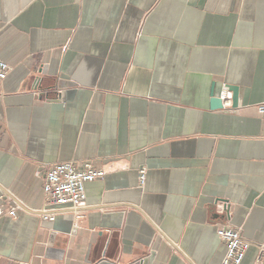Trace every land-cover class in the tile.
<instances>
[{
  "label": "crops",
  "instance_id": "1",
  "mask_svg": "<svg viewBox=\"0 0 264 264\" xmlns=\"http://www.w3.org/2000/svg\"><path fill=\"white\" fill-rule=\"evenodd\" d=\"M0 60V193L18 207L0 264H222L224 228L255 264L264 0H0ZM223 85L238 107L214 111ZM63 162L106 176L49 222L44 178Z\"/></svg>",
  "mask_w": 264,
  "mask_h": 264
},
{
  "label": "built area",
  "instance_id": "2",
  "mask_svg": "<svg viewBox=\"0 0 264 264\" xmlns=\"http://www.w3.org/2000/svg\"><path fill=\"white\" fill-rule=\"evenodd\" d=\"M11 70L6 62L0 60V94ZM216 96L224 102L225 108L232 106V92L226 85L222 86ZM257 111L263 120L264 127V102L257 106ZM146 175L145 169L139 172L141 185L145 184ZM105 176V171L96 169L92 163L77 166L73 162H63L52 166L44 178L43 191L49 209L43 212V219L53 222L55 220L54 211L58 209L80 212L86 200V185L94 181H103ZM17 216L18 207L7 202L0 193V220L4 218L16 219ZM217 236L227 248L222 264H243L250 249V243L242 236L241 232L232 228H224L217 231ZM263 262L264 248H261L255 264H263Z\"/></svg>",
  "mask_w": 264,
  "mask_h": 264
},
{
  "label": "water",
  "instance_id": "3",
  "mask_svg": "<svg viewBox=\"0 0 264 264\" xmlns=\"http://www.w3.org/2000/svg\"><path fill=\"white\" fill-rule=\"evenodd\" d=\"M229 90L232 92V107L236 109L238 107L239 102V87L237 86H227ZM210 107L214 111L225 110L224 102L216 96L215 88L212 89L211 92V100Z\"/></svg>",
  "mask_w": 264,
  "mask_h": 264
}]
</instances>
